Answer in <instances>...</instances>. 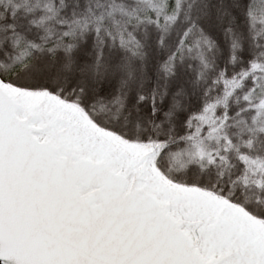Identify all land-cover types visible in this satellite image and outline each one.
I'll use <instances>...</instances> for the list:
<instances>
[{
	"label": "snow or ice",
	"instance_id": "1",
	"mask_svg": "<svg viewBox=\"0 0 264 264\" xmlns=\"http://www.w3.org/2000/svg\"><path fill=\"white\" fill-rule=\"evenodd\" d=\"M0 264H264V0H0Z\"/></svg>",
	"mask_w": 264,
	"mask_h": 264
}]
</instances>
